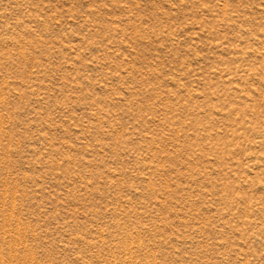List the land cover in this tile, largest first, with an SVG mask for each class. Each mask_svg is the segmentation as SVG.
<instances>
[{
  "label": "rangeland",
  "instance_id": "374dc122",
  "mask_svg": "<svg viewBox=\"0 0 264 264\" xmlns=\"http://www.w3.org/2000/svg\"><path fill=\"white\" fill-rule=\"evenodd\" d=\"M0 264H264V0H0Z\"/></svg>",
  "mask_w": 264,
  "mask_h": 264
}]
</instances>
